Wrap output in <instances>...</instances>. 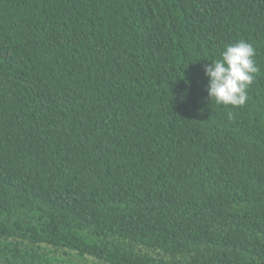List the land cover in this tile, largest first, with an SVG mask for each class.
Wrapping results in <instances>:
<instances>
[{
  "label": "trees",
  "instance_id": "obj_1",
  "mask_svg": "<svg viewBox=\"0 0 264 264\" xmlns=\"http://www.w3.org/2000/svg\"><path fill=\"white\" fill-rule=\"evenodd\" d=\"M0 264H264V0H0Z\"/></svg>",
  "mask_w": 264,
  "mask_h": 264
},
{
  "label": "clouds",
  "instance_id": "obj_2",
  "mask_svg": "<svg viewBox=\"0 0 264 264\" xmlns=\"http://www.w3.org/2000/svg\"><path fill=\"white\" fill-rule=\"evenodd\" d=\"M255 49L240 41L226 46L221 58L205 67L209 79L206 89L217 105L242 106L247 100V88L259 69L255 64Z\"/></svg>",
  "mask_w": 264,
  "mask_h": 264
}]
</instances>
